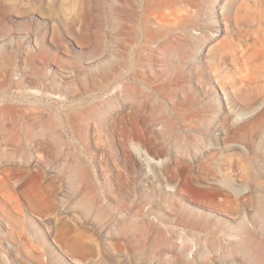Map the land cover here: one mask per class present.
Masks as SVG:
<instances>
[{
  "label": "rangeland",
  "instance_id": "rangeland-1",
  "mask_svg": "<svg viewBox=\"0 0 264 264\" xmlns=\"http://www.w3.org/2000/svg\"><path fill=\"white\" fill-rule=\"evenodd\" d=\"M145 1L0 0V264H264V0L137 70Z\"/></svg>",
  "mask_w": 264,
  "mask_h": 264
},
{
  "label": "bare ground",
  "instance_id": "bare-ground-1",
  "mask_svg": "<svg viewBox=\"0 0 264 264\" xmlns=\"http://www.w3.org/2000/svg\"><path fill=\"white\" fill-rule=\"evenodd\" d=\"M151 1H153L152 4ZM179 1L180 0L145 1L141 34L143 36V43L147 45H142L136 56L134 66L137 70L146 68L147 64L151 66L155 62H161L168 66L169 62L174 58H188L191 52L188 46H186V43L189 36L187 31L190 27L201 30L200 37L196 39V42L197 45L200 46L201 51L207 50V57L212 68L215 65L212 64V62L216 58L221 57L224 61L228 60L222 44L216 42L214 34H211L210 31V29H213V31L215 30V26L218 24L216 14L220 12L215 11L213 7L209 10L196 9L192 11L190 10V6H184ZM167 9H169V12H166ZM173 9H177L176 11L179 14L175 19H172L173 17L170 18V16H173L172 14L175 13ZM222 10L227 28H232L230 16L233 10H236L235 13L237 15L241 14L240 8H236L232 4H229ZM177 13H175V15H177ZM202 16L203 18H212L214 21L207 24L209 26H203L199 21ZM239 20H243V17H238L237 21ZM0 110H3V107H0ZM0 124H5V120L1 117ZM260 148H264V141L260 145ZM252 163L254 162L252 161ZM253 165V167H255V172H264V165H262L261 162L254 163ZM255 172L249 176L250 179L255 180L259 178L258 173ZM259 210L261 217L264 219L263 205ZM212 250L215 251L214 248H212ZM237 251L245 256L247 261L253 260L246 246H239ZM209 261V258L203 255L199 264H208Z\"/></svg>",
  "mask_w": 264,
  "mask_h": 264
}]
</instances>
